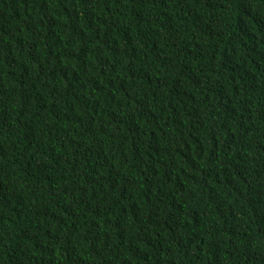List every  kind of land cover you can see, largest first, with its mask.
Segmentation results:
<instances>
[{"label": "trees", "instance_id": "16d2710c", "mask_svg": "<svg viewBox=\"0 0 264 264\" xmlns=\"http://www.w3.org/2000/svg\"><path fill=\"white\" fill-rule=\"evenodd\" d=\"M0 264H264V0H0Z\"/></svg>", "mask_w": 264, "mask_h": 264}]
</instances>
